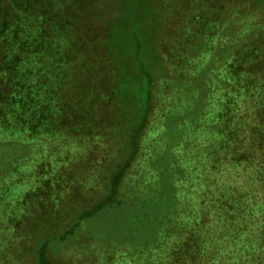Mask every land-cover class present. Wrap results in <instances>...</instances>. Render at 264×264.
<instances>
[{
  "label": "trees",
  "instance_id": "16d2710c",
  "mask_svg": "<svg viewBox=\"0 0 264 264\" xmlns=\"http://www.w3.org/2000/svg\"><path fill=\"white\" fill-rule=\"evenodd\" d=\"M120 1L0 0V264H264V0Z\"/></svg>",
  "mask_w": 264,
  "mask_h": 264
},
{
  "label": "rangeland",
  "instance_id": "374dc122",
  "mask_svg": "<svg viewBox=\"0 0 264 264\" xmlns=\"http://www.w3.org/2000/svg\"><path fill=\"white\" fill-rule=\"evenodd\" d=\"M66 10H69L70 12H73L71 18L75 21V23L78 25L79 29H83L84 26L85 34L89 38H96L98 35H101L102 32V16L103 14L100 12V4L103 0H60ZM112 4L113 6H116L118 3V7L116 10H120L123 8V3L120 0H106V3ZM109 10V8H107ZM142 9H138L140 11ZM107 13V10H104ZM97 35V36H96ZM94 63L100 64V60H96ZM72 105V103H71ZM70 105V106H71ZM73 117V120L69 122V127L74 131L84 132V131H93L92 123L95 121V116L91 114L90 107L81 106L79 108V112L70 111ZM95 127V126H94ZM98 220V219H97ZM99 221H105L103 223V226L107 228V230L104 232V236H108L110 239L116 237L118 235L116 231V226L118 225V222L115 225L114 221H109L106 217H102L99 219ZM96 225V223H95ZM110 239H107L110 241ZM122 239V236H121Z\"/></svg>",
  "mask_w": 264,
  "mask_h": 264
}]
</instances>
